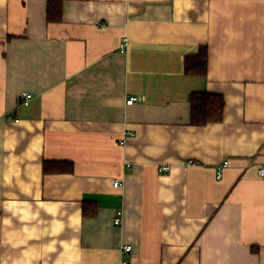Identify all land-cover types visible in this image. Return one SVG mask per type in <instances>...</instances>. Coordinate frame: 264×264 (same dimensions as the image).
<instances>
[{
	"label": "crops",
	"instance_id": "crops-1",
	"mask_svg": "<svg viewBox=\"0 0 264 264\" xmlns=\"http://www.w3.org/2000/svg\"><path fill=\"white\" fill-rule=\"evenodd\" d=\"M50 1L0 0V264H264V0Z\"/></svg>",
	"mask_w": 264,
	"mask_h": 264
},
{
	"label": "trees",
	"instance_id": "trees-1",
	"mask_svg": "<svg viewBox=\"0 0 264 264\" xmlns=\"http://www.w3.org/2000/svg\"><path fill=\"white\" fill-rule=\"evenodd\" d=\"M59 5L55 10V15L51 14V5ZM48 19L60 20L62 3L60 1H50L48 4ZM209 48L207 45L199 47L194 55H187L184 58L185 73L191 76H204L208 72ZM190 104V124L192 126H207L208 124L221 123L224 120L226 101L223 95L217 93L192 92L189 96ZM73 163L69 161H44V174H71L73 173ZM92 203V202H89ZM85 215L89 214L84 210Z\"/></svg>",
	"mask_w": 264,
	"mask_h": 264
},
{
	"label": "built area",
	"instance_id": "built-area-1",
	"mask_svg": "<svg viewBox=\"0 0 264 264\" xmlns=\"http://www.w3.org/2000/svg\"><path fill=\"white\" fill-rule=\"evenodd\" d=\"M129 44V39L127 37L123 38L122 39V43H121V52H125L126 50V47L127 45ZM24 99H25V102L27 103L29 101V99L31 98V94H24ZM140 98L139 97H135V96H131V97H128L127 101H126V104L127 105H133L135 103H137V101H139ZM189 164H193L192 161H189ZM229 166V162H224L222 164L221 167H219L217 169V176L218 178H222L223 176V172H224V169L227 168ZM170 167L169 166H161L159 167V171L162 172V173H165L167 171H169ZM258 174L260 176H264V166H260L258 167ZM123 186V183L121 182H118V181H115L114 184H113V187L114 188H121ZM123 222V212L122 211H119L117 212V215L115 216L114 218V224L116 226H120ZM132 249V246L131 245H126L123 247V252L125 253H129Z\"/></svg>",
	"mask_w": 264,
	"mask_h": 264
}]
</instances>
